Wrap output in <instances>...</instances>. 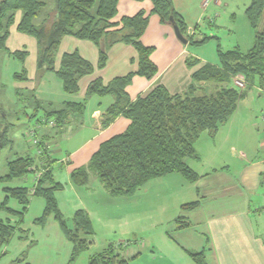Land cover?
I'll return each instance as SVG.
<instances>
[{"label":"crops","instance_id":"crops-1","mask_svg":"<svg viewBox=\"0 0 264 264\" xmlns=\"http://www.w3.org/2000/svg\"><path fill=\"white\" fill-rule=\"evenodd\" d=\"M171 2L186 25L187 35H193L196 41H199L195 36L203 13H207L212 3L221 5L220 0ZM152 8L150 0H119L116 15L111 20L114 27L107 30L120 29L122 19L140 12L148 17L140 42L153 49L150 60L158 72L150 80L139 76L132 78L125 89L131 103L145 98L159 86L170 95L183 94L191 84L193 73L204 64L215 65L194 55L188 44H181L172 27L162 24L152 14ZM19 19L20 13H17L16 23ZM13 33L16 35L14 41L29 37L18 33L15 26L9 29L10 38ZM245 33L249 38V32ZM8 39V52H26L27 56L21 63L4 53L7 74L2 76L0 73V95L12 104L17 101V96L27 95L28 110L35 108V101L42 106L39 110L43 115L36 124L40 137L34 145L37 154L45 155L49 160L47 164L35 165L34 158L22 149L14 153L15 159L29 157L33 160L31 172L34 178L30 188L23 187L20 180L15 182L17 185H10L11 181H8L0 186V223L13 228L8 243L0 246V264H16L20 258L23 261L19 264H67L70 259L72 245L60 231L54 217L37 222L43 214L45 202L33 195V188L37 176L47 169L54 182L62 185V190L55 192L54 197L68 228H73L74 213L82 210L93 229L92 236L86 240L87 250L73 264H90L92 256L105 253L109 246L128 260L126 264H195L188 253L203 254L206 264H264V84L263 87L253 85L249 89V97L245 96L238 102L234 114L214 136L204 132L195 142L197 158L186 161L198 175L195 182H187L179 174H170L148 182L130 197H112L93 174H89L85 186L77 187L71 183L70 173L73 169L86 168L101 144L126 130L128 120L122 115L107 127H102L104 114L115 99L110 95L88 97L86 90L95 80L106 85L114 78L136 72L135 50L119 42L108 45L106 38L95 46L88 41L64 37L55 55L54 68L59 69L63 54L74 52L94 67L90 75L79 80L76 94H66L54 72L38 73V46L33 38L36 48L30 61V53L24 48L15 49V45L7 46ZM246 44L252 45V38L247 39ZM218 48L223 52L234 48L240 50L237 46L225 51ZM248 50L240 51L246 53ZM100 53L106 55L102 69L96 67ZM22 72L26 80L15 82L13 76ZM202 88L204 90L199 94L215 89L210 85H202ZM65 103H84V110L68 114V121L62 128L43 120L46 114L59 110ZM20 179L31 183L26 176ZM16 188L27 190V205L20 206L9 198L2 208V203L8 198L4 190ZM192 203H196L193 209H182V206ZM179 217L189 223L186 228H177L175 220ZM143 226L151 228L145 233V238L141 237ZM124 242L133 243L134 248Z\"/></svg>","mask_w":264,"mask_h":264},{"label":"trees","instance_id":"trees-1","mask_svg":"<svg viewBox=\"0 0 264 264\" xmlns=\"http://www.w3.org/2000/svg\"><path fill=\"white\" fill-rule=\"evenodd\" d=\"M119 0H55L53 11L48 20L41 25H34L33 20L47 6L48 0H0V54L7 53L15 60L24 62L26 52H8L6 41L9 29L15 26L16 31L33 38L38 46V73L54 72L62 83L66 94H76L78 82L82 77L90 75L94 67L82 59L76 52L63 54L59 69L54 68L55 55L64 37H74L98 46L102 38L108 45L124 43L130 45L137 54V71L124 77L114 78L104 85L100 80L89 84L86 96H113L115 103L110 106L102 121L107 127L115 118L122 115L128 120L124 133L114 136L100 145L91 156L86 168L73 169L70 181L74 186L82 187L88 183L89 174H93L103 188L112 197H130L143 189L152 180L179 174L187 182H195L198 175L187 165V160L196 159L194 144L204 132L214 136L219 127L224 125L234 114L238 102L246 96L253 85L263 87L264 84V0H249L245 9V17L254 31L253 46L246 53L239 49L223 52L216 51L217 64H204L191 76V84L180 95H170L163 87H156L145 98L131 103L125 89L134 76L147 80L157 74V68L150 60L152 48L145 47L140 38L148 25V17L140 12L134 17L121 20V28L112 32L111 20L115 17ZM142 1V0H134ZM152 14L162 24H169L172 19L180 33L187 39L189 46H200L207 38L196 41L187 35L183 19L174 11L171 0H150ZM20 19L16 23V14ZM106 64V55L99 54L97 68ZM191 64V63H190ZM188 63V65H190ZM242 75L246 85L237 89L232 85V78ZM15 82L26 80L25 73L15 74ZM202 85L214 86L213 92L205 91ZM33 97V95H32ZM35 110L42 106L34 102ZM84 103H65L57 111H51L43 117L52 122L56 128L67 123L70 113H82ZM35 115H32V117ZM10 144L7 126L0 123V153ZM33 160L19 157L7 162V173L0 177V186L4 182L25 177L32 171ZM33 188V195L42 198L45 208L42 223L47 217L53 216L64 237L71 243L72 252L67 264L75 260L87 250V238L92 236L93 229L89 218L78 210L72 218L73 228L57 207L54 193L62 190V185L54 182L49 169L42 171ZM8 198L15 200L20 206L28 203V192L25 188L5 189ZM196 203L182 206V209H193ZM24 209V208H23ZM178 229L186 228L189 223L184 218L175 220ZM13 228L0 223V246L8 243ZM128 246V243H125ZM195 264H206L203 254L188 253ZM23 261L18 259L16 264ZM127 259L116 253L109 246L105 253L91 257L90 264H126Z\"/></svg>","mask_w":264,"mask_h":264},{"label":"rangeland","instance_id":"rangeland-1","mask_svg":"<svg viewBox=\"0 0 264 264\" xmlns=\"http://www.w3.org/2000/svg\"><path fill=\"white\" fill-rule=\"evenodd\" d=\"M54 1L55 0H48L47 6L42 9L39 12L38 16H36V18L33 20L34 25H41L45 20H48L50 17H52L51 13L54 9ZM220 2L221 5L219 6H216L215 3H212V5L207 9V13H203L204 16L199 22L195 39L202 40L203 38H207L206 41L200 46L189 47L194 55L202 57L212 64H217L216 50L218 46L224 51L230 50L236 46L239 47L241 51H246L253 46L254 40V31L247 25L245 17V9L249 4V0H220ZM208 5H210V3ZM263 22L264 19L261 20L260 26H262ZM246 31L249 32V38H252V45L246 44L247 39H249L245 33ZM14 34L15 33L11 35L13 36L12 38L9 37L7 46L9 44V47H13V45H15V49H26L31 55L30 58H28L30 61L36 48L34 40L32 38L24 36V40L14 41L13 38L14 36H16ZM3 57L4 53H1L0 73L2 74V76L7 74L4 68ZM235 77L241 78L246 85L245 78L242 75H237ZM6 81H8V78H6ZM250 91H252L253 93L254 90L251 89ZM26 96L27 95L25 94L17 96V101L15 102V104H12L11 102H9L11 103L9 104L5 100L4 96L0 95V123L7 126L8 138L9 140H12V143L0 153V176L5 175L7 172L6 162L15 159L14 153H19L21 149L27 152L29 156H32L34 158L35 165H39V163L47 164L49 160L45 155L41 156L37 154V149L34 145L36 141H39L40 133L39 129H37L36 124L38 119L43 115V112L40 110H35L34 107L28 110L26 108V102L28 101L29 97ZM247 96L249 97L248 93L245 98H247ZM254 98L255 101L258 100L257 95H255ZM32 115L35 116L32 117ZM261 118L262 117H260V119ZM259 124L262 123L259 121ZM54 170H56V167H54ZM26 177L28 178V180H31V183L29 181H24L21 179H14L13 181H11V183L8 184L17 185L15 182L20 180L23 187L30 188L32 186L34 173L30 172L26 175ZM148 215L150 216V213H148ZM150 229L151 228H148V226L147 228L143 226L141 237L145 238V233H148V230ZM128 240L133 241L131 238H129ZM128 244L129 246L134 248L133 243ZM123 254L124 252L122 253V255Z\"/></svg>","mask_w":264,"mask_h":264},{"label":"water","instance_id":"water-1","mask_svg":"<svg viewBox=\"0 0 264 264\" xmlns=\"http://www.w3.org/2000/svg\"><path fill=\"white\" fill-rule=\"evenodd\" d=\"M169 24L172 27L173 33L176 37V39L183 45H186L188 43L187 39L180 33L178 27L174 23L172 19H169Z\"/></svg>","mask_w":264,"mask_h":264},{"label":"built area","instance_id":"built-area-1","mask_svg":"<svg viewBox=\"0 0 264 264\" xmlns=\"http://www.w3.org/2000/svg\"><path fill=\"white\" fill-rule=\"evenodd\" d=\"M232 85L237 89H244L245 83L241 78L235 77L232 80ZM50 125H53L52 122H49ZM38 177V176H37Z\"/></svg>","mask_w":264,"mask_h":264}]
</instances>
